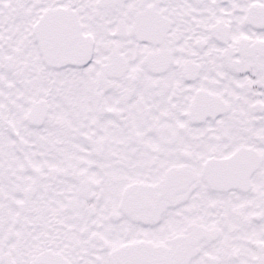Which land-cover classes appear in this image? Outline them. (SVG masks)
Listing matches in <instances>:
<instances>
[{
	"label": "snow or ice",
	"instance_id": "6c2138e0",
	"mask_svg": "<svg viewBox=\"0 0 264 264\" xmlns=\"http://www.w3.org/2000/svg\"><path fill=\"white\" fill-rule=\"evenodd\" d=\"M0 264H264V0H0Z\"/></svg>",
	"mask_w": 264,
	"mask_h": 264
}]
</instances>
